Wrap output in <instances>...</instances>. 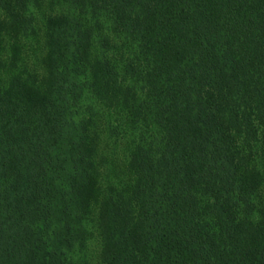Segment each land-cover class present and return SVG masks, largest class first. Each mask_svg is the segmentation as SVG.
<instances>
[{"label":"trees","instance_id":"obj_1","mask_svg":"<svg viewBox=\"0 0 264 264\" xmlns=\"http://www.w3.org/2000/svg\"><path fill=\"white\" fill-rule=\"evenodd\" d=\"M0 264H264V0H0Z\"/></svg>","mask_w":264,"mask_h":264}]
</instances>
